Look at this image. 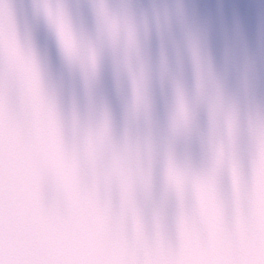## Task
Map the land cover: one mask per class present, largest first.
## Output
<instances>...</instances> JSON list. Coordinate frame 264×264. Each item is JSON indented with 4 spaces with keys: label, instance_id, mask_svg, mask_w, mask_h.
Listing matches in <instances>:
<instances>
[{
    "label": "water",
    "instance_id": "water-1",
    "mask_svg": "<svg viewBox=\"0 0 264 264\" xmlns=\"http://www.w3.org/2000/svg\"><path fill=\"white\" fill-rule=\"evenodd\" d=\"M0 264H264V0H0Z\"/></svg>",
    "mask_w": 264,
    "mask_h": 264
}]
</instances>
